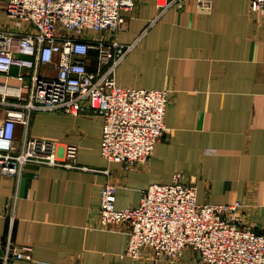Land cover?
Returning <instances> with one entry per match:
<instances>
[{"label": "crops", "instance_id": "obj_1", "mask_svg": "<svg viewBox=\"0 0 264 264\" xmlns=\"http://www.w3.org/2000/svg\"><path fill=\"white\" fill-rule=\"evenodd\" d=\"M158 1L134 0L123 13L118 41L135 46L115 79L123 87L170 91L165 135L145 169L125 171L102 157L103 122L89 109L32 112L27 135L60 148L76 145L85 169L29 163L19 176L0 174V245L10 234L16 245L32 248L29 260L11 264H164L149 250L139 260L122 256L126 230L99 226L106 169L117 185L116 209L137 207L144 189L180 172L185 183L196 184L198 203L242 201L246 222L264 230V20L250 11L249 0H212L209 14L188 2L150 25ZM23 135L17 126V143ZM172 264L199 262L186 250Z\"/></svg>", "mask_w": 264, "mask_h": 264}, {"label": "built area", "instance_id": "obj_2", "mask_svg": "<svg viewBox=\"0 0 264 264\" xmlns=\"http://www.w3.org/2000/svg\"><path fill=\"white\" fill-rule=\"evenodd\" d=\"M192 2L195 12L209 14L212 0H159L150 25L171 7ZM134 0H0L10 26L0 25V174L19 176L29 163L82 169L78 147L30 138L32 112L78 115L89 109L103 122L100 153L125 171L145 169L155 144L165 135L170 91L123 87L117 67L135 42L118 41L123 13ZM264 20V0H249ZM13 69L16 73L12 74ZM53 71V73H52ZM14 78L17 85L8 83ZM24 135L17 143L15 132ZM61 149V150H60ZM60 150V151H59ZM61 153V154H59ZM85 169V168H84ZM100 191L98 224L124 228L122 256L139 260L149 250L155 260L172 264L186 250L199 264H264V230L246 222L247 206L198 203L196 184L176 172L170 183H153L141 192L135 208L116 209L117 185L109 169ZM0 264L29 260L32 248L16 245L9 234L0 245Z\"/></svg>", "mask_w": 264, "mask_h": 264}, {"label": "rangeland", "instance_id": "obj_3", "mask_svg": "<svg viewBox=\"0 0 264 264\" xmlns=\"http://www.w3.org/2000/svg\"><path fill=\"white\" fill-rule=\"evenodd\" d=\"M2 2L4 3V0H2ZM0 25L8 26V27L10 26V22L5 17V13L3 11H0Z\"/></svg>", "mask_w": 264, "mask_h": 264}]
</instances>
